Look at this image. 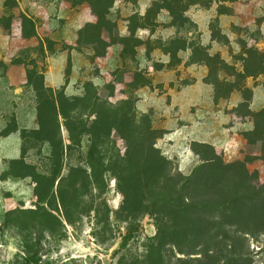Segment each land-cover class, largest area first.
Returning <instances> with one entry per match:
<instances>
[{
    "label": "rangeland",
    "instance_id": "rangeland-1",
    "mask_svg": "<svg viewBox=\"0 0 264 264\" xmlns=\"http://www.w3.org/2000/svg\"><path fill=\"white\" fill-rule=\"evenodd\" d=\"M42 1L47 2V0ZM77 1L82 2L84 0ZM110 1L111 0H102L101 2V12L103 15L108 14L107 4ZM157 1L158 5L160 1L167 3V8L171 10L173 16L182 14L183 10L189 9L192 6H198V8L202 9L204 12H208V10L212 9L210 12L212 16L210 22L211 39L224 47H241L237 48L235 53V50H232L230 62L233 64L243 63L242 65L245 67L244 71L253 70L251 69L252 66L262 65L264 54L253 48H247L248 46H243L242 42L239 41L240 38L247 40L251 35V31L248 27H242L241 25L231 27V32L235 33L238 37L233 40L236 44L235 46L229 44L227 34H223L222 30L219 28L215 12L217 15H221L220 13H233L234 5L233 2H230L231 0ZM28 6L31 8L30 4ZM32 7L34 11L35 8L34 6ZM133 19L134 25L142 24L139 14H136ZM10 20L11 17L7 18L3 16L0 18V26L2 32H4V39L7 38L5 32ZM103 24L108 26L106 22ZM186 30L192 34L190 45H195L198 39L196 27L194 24L190 23L187 25ZM98 35L99 31L95 28H92L87 34L80 32L78 39L80 46H78L77 49L85 55L88 64L87 75L91 78L98 76L100 78L99 84L95 85L87 79V77L82 76V79L75 85L74 92L78 94L76 96L65 95L68 98H89L88 100L90 103L99 99L100 101H95L98 105L97 111L104 114H115L117 120L113 122V125L117 126L118 130L114 129L110 131L112 143L107 144L103 139L101 131L92 130L93 121L95 119L92 110L90 108L85 110L82 108V111L80 109L76 110L71 114L72 119L69 121L72 137H76V133L73 129L78 123L86 125L88 130H90V135L82 138L81 149H73L69 141V134L65 128L62 127L61 132L64 151L67 157V161L65 162H67V165H74L80 160L90 159L89 155L91 153H93L90 155L92 159L98 156L104 157L102 163H108V159L117 156V154L127 157L129 155L128 142H131L133 146L137 145V143L140 142L138 136L141 134L140 137L144 139L146 144H148V142H155L154 147L157 149L158 153L156 152L154 155L158 157L159 163V154L169 162L168 167L171 175L180 172L184 176H189L196 167L200 165V157L195 155L192 151L193 148L197 149L201 157H209V152L206 153L204 149L193 147V143L202 142L193 141L189 138L181 140L179 148L168 146L164 137L169 133L167 120L171 118L172 114L169 115V117L165 114V106L169 103V99H161L159 97L167 85L164 82H160L159 79L157 80L155 76H152L154 70H159L160 67L158 65L160 64H158L155 59L150 65L144 66L142 70L138 71V61L135 59L136 52L134 48L140 43L133 37L130 39L129 47H126L123 66L117 67L115 60L107 63L100 62L96 58V52L99 47L86 46L89 40L97 39ZM253 35L257 36L256 34ZM179 37L180 33H176L172 37H168L166 41L161 40L162 38H158L154 43V46L157 48H162L163 51L169 52V68H175V70L181 65L188 67L193 62L191 56L182 59L178 54L176 42ZM5 44L3 40L0 41V52H2V56L0 57L1 60L9 55L10 49L6 50ZM145 46L152 47L153 45L145 43ZM204 47H202L203 50L201 53L204 58L203 61H205V64H210V66L203 72L205 73V77L202 81L203 83L200 84L199 88L190 91V94L194 99L201 97L203 94L206 96L205 103H211L212 98L215 104H220L222 111L220 122L223 126L227 127L232 124L230 117L231 119L232 116L244 118L249 114L247 109V98L249 93L246 92L245 75L241 72H237L238 68L229 66L228 63L221 59L219 53L210 48L212 47L211 43L205 44ZM52 53L53 47H50L49 54ZM41 55L42 52L40 50H32L31 48L24 55L28 64L31 114L33 112L32 105L34 104L36 109L37 103V96L34 92L35 89L31 88V82L34 77L38 78L41 76L42 74L40 72L44 70L43 67L39 68L38 62L40 61ZM98 65H102V67H98ZM261 69L264 70L263 67H261ZM100 71H103L104 74L100 75ZM68 72L69 70L67 73ZM127 72L134 75L130 82L124 83L123 75ZM174 75V77L178 78V83L170 82L168 88L176 86L178 89H181L185 86L194 84L195 80L191 78L190 73H185L180 70L175 72ZM150 91L156 93L154 96L149 94V97L154 98V101L151 100L150 102L151 106H146L145 110L137 109L136 104L139 100V95H142L143 98L146 99ZM208 92L211 94V98L209 99ZM232 94H238V96L234 98ZM192 97L191 99H193ZM232 99L234 101L239 99L240 103L236 106H232ZM200 100L201 99L197 98L196 101L200 102ZM80 111L81 114L79 116ZM255 120L260 129L257 135L245 134L244 138L248 141H254L257 136L264 135V129L259 117ZM13 126L14 124H10L2 134L4 135L9 132ZM205 126L209 130H212L211 122L206 123ZM28 136L29 135L26 134L24 141V147L26 149L25 163L28 166L35 167L34 172L36 170L38 174L49 175L54 169V166L47 160V157L51 155L49 143H44L36 138ZM225 142L227 145L229 144L228 147H226L227 150L224 152L215 151L216 155L226 163H244L247 170L256 175L260 180L262 175L256 171L255 165L261 162L264 163V158H254L244 155L245 150L242 148H240L239 153H237L238 141L236 140H226ZM202 144L211 145L207 142ZM96 145L97 147L94 148ZM79 151L82 152V155L79 154ZM184 152H191L195 158H186ZM151 166L152 160L149 158L145 159L142 163V167L145 171H149ZM25 171L27 170H25L24 167L13 164L11 169L10 165L9 168L7 165V170L0 174V180L10 177L14 183L9 190L6 189L0 194V264H129L131 261H135L137 256L144 255L145 246L150 245L148 240L156 235L154 221L148 215L141 217L138 226L135 225V223L128 225L124 221L122 222L115 219L114 213L118 211L123 198L116 189V181L113 175L106 174V176H102V180L98 182L100 184L102 182L104 188L102 186L101 190L95 188L90 190L88 196L85 198L84 204L87 211L82 216L74 215L75 219L73 224H68L62 218L59 206H57L56 203H52L54 209L57 210L58 208V211L53 212V214L61 219L62 227L52 222L49 226V230L40 233L39 239L41 241V247H36L33 244V238L37 237V234H32V232L20 229L29 224V216L16 212V210L25 211L37 207V199L34 196L35 183L31 178L21 179L9 175H23ZM63 174H66V169L63 171ZM164 174L165 168H162L153 178L152 184L156 187L160 186ZM260 183L264 184V181L262 182L260 180ZM57 184L58 182L55 183V192L57 191ZM68 184L69 183H65V191L67 190ZM109 210L111 211L110 215ZM127 228L132 229V235L122 244V238L126 234ZM24 246H27L26 255L24 254ZM242 247H244V253L247 255L251 264H264V234H258L253 238H247V241ZM36 249L37 252H35Z\"/></svg>",
    "mask_w": 264,
    "mask_h": 264
},
{
    "label": "crops",
    "instance_id": "crops-1",
    "mask_svg": "<svg viewBox=\"0 0 264 264\" xmlns=\"http://www.w3.org/2000/svg\"><path fill=\"white\" fill-rule=\"evenodd\" d=\"M101 2L102 0L82 2L77 0H47V2L0 0V18L11 17L5 39L0 26V41L3 40L6 43V50L10 49L9 55L0 59V174L7 170V165L9 168L11 161L21 158V131L38 128L34 104L32 114L30 112L28 64L24 55L30 48L42 52L38 63L39 68L43 67L44 70L40 72L41 76L32 79V89L44 86L58 90L64 87L65 94L76 96L78 93L74 92L75 85L82 76L87 77L95 85L99 84L98 76L91 78L87 75L88 64L85 55L77 49L80 46L78 41L80 32L87 34L92 28L97 29L99 35L97 39L89 40L86 46L99 47L96 58L100 62L107 63L115 60L117 67L123 66L126 47H129L130 39L133 37L140 43L134 48L138 71L150 65L155 59L160 64L159 70H154L152 76L167 85L158 96L161 99H169V103L165 106V114L167 117L171 114L172 116L167 120L169 133L164 137L168 146L179 148L180 141L189 138L193 141L210 143L215 151L224 152L229 145L225 141L236 140L238 141L237 153L242 148L245 150L244 155L264 158L263 142L248 141L244 138L245 134H251L254 131L252 117L232 116V119L230 117L232 124L225 127L220 122L221 105L212 101L209 92L208 99L211 98V103H205L206 96L203 94L197 97L201 99L200 102H197V98L194 99L190 94V91L199 88L203 83L205 77L203 72L210 64H205L203 61L202 47L211 43L210 48L219 53L221 59L229 66L238 68L237 72L245 75L246 87L251 90L249 111L257 113L263 110L264 70L261 67L264 68V56L262 65L252 66L253 70L250 71H244L243 63L230 62L232 50H235V53L237 48L241 47H224L211 39L210 12L212 9L204 12L198 6H192L184 10L182 14L172 16L167 8L168 4L163 1H160L158 5L157 0H111L107 4L108 14L103 15ZM233 5L232 14L217 15L215 12L222 33L227 34L229 44L235 46L233 40L238 37L231 32V27L237 25L248 27L251 35L247 40L240 38L239 41L243 46L264 54V0H235ZM32 6L35 8L34 11ZM136 14L141 16V25L133 23ZM105 22L108 26L103 24ZM190 23L194 24L198 34L195 45H190L192 34L186 30ZM176 33H180L176 42L180 57L193 58L190 66L181 65L177 70L169 68V52L154 46L156 39L162 38L161 40L166 41L168 37ZM145 43L153 46L146 47ZM50 47H53L52 54H49ZM1 56L2 52H0ZM180 70L190 73L191 78L195 80L194 84L181 89L176 86L168 88L170 82L178 83L174 73ZM102 74L104 72L100 71V75ZM133 75L130 72L124 74L123 82H130ZM149 94L154 96L156 93L150 91L146 99L139 95L137 109L145 110L146 106H151L150 102L154 101V98L149 97ZM235 96L238 94H232V97L235 98ZM232 101V106L240 103L239 99L236 101L232 99ZM209 122H211L212 130L205 126ZM10 124H14L13 128L3 135L2 132ZM184 156L188 159L195 158L191 152H184ZM255 168L262 175L260 180L263 182L264 163L256 164ZM12 181L10 177L0 180V194L12 187L14 184Z\"/></svg>",
    "mask_w": 264,
    "mask_h": 264
},
{
    "label": "trees",
    "instance_id": "trees-1",
    "mask_svg": "<svg viewBox=\"0 0 264 264\" xmlns=\"http://www.w3.org/2000/svg\"><path fill=\"white\" fill-rule=\"evenodd\" d=\"M169 12L173 16L171 10ZM34 92L37 96L38 128L21 131V158L9 163L10 169L16 164L27 171L23 175H9L21 179L31 178L35 183L37 207L16 212L29 216V224L20 229L37 234L33 238L36 247H41L40 233L49 230L52 222L62 227L61 219L53 214L58 208L54 209L52 203L59 206L62 218L68 224H73L74 215L86 213L85 198L90 190L104 188V184L98 182L102 176L110 174L123 198L118 211L114 213L115 219L138 226L141 217L148 215L153 219L156 230V235L148 240L150 245L145 246L144 255L137 256L129 264H251L242 245L247 238L264 234V184L247 170L244 163H226L216 155L211 145L193 143V147L209 152V157H201L197 149L193 148L195 155L200 157V165L189 176L180 172L171 175L169 162L159 154V163L158 157L154 155L158 153L155 142L146 144L139 134L140 142L137 145L128 142L127 157L117 154L110 157L108 163H102L104 157L92 159L91 153L90 159L67 165L62 127L68 132L73 149H81L82 138L90 135L86 125L78 123L73 129L76 137H72L69 128L71 114L78 109L82 111V108H90L95 116L92 130L101 131L107 144L112 143L110 131L118 130L113 125L117 120L116 115L99 113L95 102L99 99L90 103L89 98L66 97L64 87L55 91L41 86ZM246 92L249 93V106L251 90L246 87ZM247 116L254 119V131L251 134L257 135L260 128L255 119L259 117L264 129V109L257 113L249 111ZM26 134L49 143L51 155L47 160L54 166L49 175L38 174L36 170L34 172L35 167L25 163ZM255 140L262 141L264 145V135L257 136ZM79 154L82 155V152L79 151ZM147 158L152 160L149 171L142 167ZM162 168H165V174L161 185L156 187L152 180ZM65 183H69L66 191ZM131 235L132 229L127 228L122 244ZM26 252L27 246H24L25 255Z\"/></svg>",
    "mask_w": 264,
    "mask_h": 264
}]
</instances>
